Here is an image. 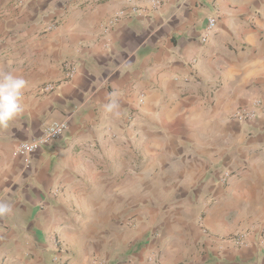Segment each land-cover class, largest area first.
<instances>
[{
    "label": "crops",
    "instance_id": "obj_1",
    "mask_svg": "<svg viewBox=\"0 0 264 264\" xmlns=\"http://www.w3.org/2000/svg\"><path fill=\"white\" fill-rule=\"evenodd\" d=\"M5 72L27 86L0 128V264H264V113L236 117L264 107V0H0ZM55 121L27 166L17 143Z\"/></svg>",
    "mask_w": 264,
    "mask_h": 264
},
{
    "label": "built area",
    "instance_id": "obj_2",
    "mask_svg": "<svg viewBox=\"0 0 264 264\" xmlns=\"http://www.w3.org/2000/svg\"><path fill=\"white\" fill-rule=\"evenodd\" d=\"M23 0H21L22 2ZM165 0H150L151 6L153 9L158 8ZM129 16V12L124 10L118 11L110 20H108L103 27V32H107V30L116 24L119 20L126 18ZM215 26V19L210 18L207 22V31H212ZM209 33V32H208ZM200 41L205 43L207 41V35L202 36ZM76 74L74 66L71 63L66 62L64 68V79L70 81ZM57 84L55 83H46L43 85L39 93L40 94H51L56 91ZM262 110L264 113V107L262 106V102L260 100H253L250 104V108H243L237 112L236 117L239 121L247 122L250 120H254L258 111ZM67 129V124L65 121H55L47 125L43 131V135L38 139H29L23 140L17 143L16 145V154L24 160L27 166L30 165L31 156L38 150V148L42 145H46L52 141L58 140L63 132ZM231 172L223 171L220 175V182L222 184L226 183L229 179ZM245 235L244 233H237L230 237V240L233 245L239 247L244 244ZM260 244L264 245V238L259 241ZM101 264H105L102 262Z\"/></svg>",
    "mask_w": 264,
    "mask_h": 264
},
{
    "label": "clouds",
    "instance_id": "obj_3",
    "mask_svg": "<svg viewBox=\"0 0 264 264\" xmlns=\"http://www.w3.org/2000/svg\"><path fill=\"white\" fill-rule=\"evenodd\" d=\"M27 82L11 72L0 74V128L8 127L22 111L23 90ZM11 212V206L0 203V215Z\"/></svg>",
    "mask_w": 264,
    "mask_h": 264
}]
</instances>
